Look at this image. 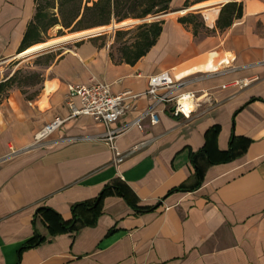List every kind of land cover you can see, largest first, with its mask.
<instances>
[{
	"label": "crops",
	"instance_id": "0c3cea01",
	"mask_svg": "<svg viewBox=\"0 0 264 264\" xmlns=\"http://www.w3.org/2000/svg\"><path fill=\"white\" fill-rule=\"evenodd\" d=\"M204 1L171 0L170 12ZM218 1L210 23L195 24V14L204 10L162 20L155 44L133 64L116 59L109 44L82 39L44 66L40 92L32 98L0 75V264H17L38 207L68 220L72 204L94 199L112 183L123 194L102 199L93 226L22 251L18 264H264V0ZM36 4L0 0V73L31 46L20 50ZM205 58L217 68L183 75V90L199 98L195 111L189 118L174 116L167 104L157 107L156 124L145 120L142 130L131 126L117 134L114 146L124 154L118 163L100 138L104 125L87 115L65 120L42 143H33V133L68 115L67 85L103 82L113 94L141 92L149 75L175 74ZM148 104L138 98L135 109L111 127L130 123ZM214 126L212 151L236 155L214 164L197 156L203 175L196 186L190 152L203 147ZM181 185L188 190L167 194Z\"/></svg>",
	"mask_w": 264,
	"mask_h": 264
},
{
	"label": "trees",
	"instance_id": "16d2710c",
	"mask_svg": "<svg viewBox=\"0 0 264 264\" xmlns=\"http://www.w3.org/2000/svg\"><path fill=\"white\" fill-rule=\"evenodd\" d=\"M170 1L171 0H97L93 2L91 6H86L83 9L84 14L87 12H92L95 15V23L87 27H80L78 29L88 28L94 25H107L110 23L111 19H115L116 22H119L128 17L144 18L147 15H153L162 11H166L169 9ZM122 9L137 11L136 13H123L120 15ZM83 12L80 17L79 12L75 13L73 18L68 23H66V28H69L72 26V24L73 26H80L84 19ZM195 15L192 14L193 17H195ZM45 16L46 13H44L43 10L38 7V4H36L33 20L29 23L23 36L20 50L24 47L40 42V32L42 30H46L48 27L55 25L58 22L56 17H52L49 19V21L43 22L44 18H46ZM185 20L186 19H182L181 21L184 22ZM162 22V20H155L149 23H141L137 25L138 34L136 40L130 44L122 45L120 49V59L126 63L133 64L142 55H144L149 50V48L155 44L161 32ZM122 32L124 31H116L114 36L115 40L119 38ZM217 133V126L209 128L204 134L203 147L195 152H190V161L195 167L197 178L196 186H198L202 181L203 175V169L199 167L198 162L195 160L197 156H203L206 158L208 164H214L216 162L229 161L236 155L231 152V149H228L226 152H219L216 151V149L212 151L213 147H211L209 137L210 135L216 136ZM211 152H215L214 157H211ZM185 190H188L187 187L181 185L170 189L167 194L173 191ZM122 191L123 190H121L119 185H115L113 183L107 184L94 199L79 201L72 204L70 207L71 218L68 220H64L57 212L49 207H38L34 211L32 218L33 233L19 246L17 264L19 263V256L22 251L36 247L49 240L50 237L63 232L76 231L82 226H93L100 214V205L102 199L108 194L118 193L122 195ZM149 209L151 208H143L141 210ZM39 216L40 223L46 230V236L40 234L37 230L36 222Z\"/></svg>",
	"mask_w": 264,
	"mask_h": 264
},
{
	"label": "built area",
	"instance_id": "2783aa9c",
	"mask_svg": "<svg viewBox=\"0 0 264 264\" xmlns=\"http://www.w3.org/2000/svg\"><path fill=\"white\" fill-rule=\"evenodd\" d=\"M146 81V88L141 92L125 90L117 94L111 93L108 84L103 82L67 85L68 115L64 118L54 117L50 123L35 133L33 143H42L65 120L79 115H87L104 125L105 130L100 138L106 140L112 150L114 162L118 163L123 159L124 154L119 153L114 146V137L117 134L126 131L131 126L142 130L145 120L150 125L156 124L159 120L157 107L164 109L168 104L171 107V114L189 118L199 106V98L195 95V91L183 90L188 84L183 75L179 77L170 70H163L149 75ZM238 84V82L234 83V85ZM142 96L148 99L149 104L140 110L130 123L119 128L111 127V124L117 119L133 111L136 107L135 102ZM182 102L189 103L190 108L187 111L182 108Z\"/></svg>",
	"mask_w": 264,
	"mask_h": 264
},
{
	"label": "rangeland",
	"instance_id": "374dc122",
	"mask_svg": "<svg viewBox=\"0 0 264 264\" xmlns=\"http://www.w3.org/2000/svg\"><path fill=\"white\" fill-rule=\"evenodd\" d=\"M97 0H37L38 7L43 10L44 13H46V18H44L43 22L49 21L52 17L57 18V23L55 25H52L48 27L46 30H42L39 35L40 42L46 41L48 39H52L58 36H63L72 32H77L81 30H85L88 28L101 26V25H94L88 28L78 29L80 27H87L89 25H92L94 20L96 19L95 15L92 12H87L84 14L83 9L86 6H91L93 2ZM207 1V0H206ZM214 6V5H212ZM210 7H204L199 8V10H205ZM184 8V7H181ZM174 9H167L166 11L159 12L157 14H163L166 12L173 11ZM137 10H126L122 9L120 12V15L123 13H136ZM196 11V10H193ZM79 12L80 15L84 14V19L82 21V24L80 26H70L69 28H66V23H68L75 13ZM198 13V12H196ZM153 14V15H157ZM153 15H147L144 18H131L128 17L126 19L133 20L134 23L122 27V28H115L113 30L108 29L106 31H103L100 34H97L95 38H84L93 41L95 44H109L112 48L113 53L115 54L116 59L120 57V49L123 44H130L134 40H136L137 37V25L141 23H149L152 21H155L154 18L152 20L147 21V18L152 17ZM179 12H173L170 13L168 16L163 15L158 20H167V19H177L179 17ZM78 17V18H79ZM142 19H145L144 21H141ZM156 19V20H157ZM125 20V19H124ZM196 25H199L201 21L204 20L203 18V12L198 13L197 17L195 18ZM136 21V22H135ZM113 22H116L115 19H111L110 23L107 24V26L112 25ZM208 23V22H207ZM78 30H77V29ZM117 30L124 31L120 34L119 38L115 40L114 36ZM93 37V36H92ZM72 42V43H71ZM62 44L60 46H57L53 49L35 52L29 56H24L20 58H15L6 64L2 65V70L0 75L2 78L6 79L8 77L10 78L9 85L11 86V89H17L21 94H23L26 98H32L37 93L40 92V85L42 84V73L44 66L52 60V58L56 55L64 51L66 48L70 47L73 44V41ZM217 66V62H215ZM46 93V91H45ZM46 98L42 100V102L39 103L40 109H43L46 107ZM39 131V130H38ZM36 131L35 133H37ZM33 133V141H34V135ZM39 144V143H38Z\"/></svg>",
	"mask_w": 264,
	"mask_h": 264
},
{
	"label": "bare ground",
	"instance_id": "6f19581e",
	"mask_svg": "<svg viewBox=\"0 0 264 264\" xmlns=\"http://www.w3.org/2000/svg\"><path fill=\"white\" fill-rule=\"evenodd\" d=\"M220 1L218 0H207V1H204V2H201V3H198L190 8H182V9H179V14L180 15H184L186 13H188L189 11H192V10H196L197 8H204V7H210L216 3H219ZM217 11H218V7H211V8H208V9H205L203 11L204 13V19L210 23L214 20L215 16L217 15ZM136 22V21H135ZM134 23L133 20H130V19H125V20H122V21H119V22H113L112 25H101V26H96V27H92V28H88V29H85V30H81V31H75V32H72V33H69V34H66V35H63V36H58V37H55V38H52V39H48L46 41H43V42H39V43H36V44H33L29 47H27L26 49H24L23 51H21L20 53L16 54L15 57L16 58H20V57H24V56H29L35 52H40V51H45V50H49V49H53L57 46H60L62 44H65V43H68V42H71V41H75L77 39H80V38H84V37H89L91 35H97V34H100L102 33L103 31H106L108 29H115V28H122V27H126L130 24ZM225 60V59H224ZM218 66V65H217ZM215 62H213L210 58H205L201 64H198L196 66H192V67H189V68H186V69H183V70H177L175 72V76H182V75H187L195 70H214L217 68ZM52 86H49L47 84V87H46V91L50 90ZM182 108L184 110H188L190 107H189V103L187 102H182Z\"/></svg>",
	"mask_w": 264,
	"mask_h": 264
},
{
	"label": "water",
	"instance_id": "95a60500",
	"mask_svg": "<svg viewBox=\"0 0 264 264\" xmlns=\"http://www.w3.org/2000/svg\"><path fill=\"white\" fill-rule=\"evenodd\" d=\"M197 11H200V10H199V9H196V11H194V12H197ZM168 13H171V12H166V13H163V14L153 15L152 17L147 18V21L152 20V18H154V20H156L157 18H159V17H161V16H163V15H166V14H168ZM144 20H145V19H142L141 21H144ZM92 36H95V35H91V36H89V38L92 37ZM84 38H88V37H84ZM84 38H80V39H77V40H82V39H84Z\"/></svg>",
	"mask_w": 264,
	"mask_h": 264
}]
</instances>
